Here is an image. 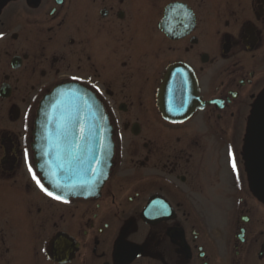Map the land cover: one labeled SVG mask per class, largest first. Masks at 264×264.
I'll return each instance as SVG.
<instances>
[{
  "label": "flooded vegetation",
  "instance_id": "flooded-vegetation-1",
  "mask_svg": "<svg viewBox=\"0 0 264 264\" xmlns=\"http://www.w3.org/2000/svg\"><path fill=\"white\" fill-rule=\"evenodd\" d=\"M0 32V227L22 233L11 256L0 228V264H264L245 155L264 0H4ZM68 83L105 112L112 166L98 195L56 200L31 134Z\"/></svg>",
  "mask_w": 264,
  "mask_h": 264
},
{
  "label": "water",
  "instance_id": "water-1",
  "mask_svg": "<svg viewBox=\"0 0 264 264\" xmlns=\"http://www.w3.org/2000/svg\"><path fill=\"white\" fill-rule=\"evenodd\" d=\"M171 76L172 71L168 83ZM261 94L251 112L245 155L252 189L264 200V91ZM33 125L34 165L48 190L64 199L98 195L112 166L113 141L94 96L78 84L58 85L39 102Z\"/></svg>",
  "mask_w": 264,
  "mask_h": 264
},
{
  "label": "rangeland",
  "instance_id": "rangeland-1",
  "mask_svg": "<svg viewBox=\"0 0 264 264\" xmlns=\"http://www.w3.org/2000/svg\"><path fill=\"white\" fill-rule=\"evenodd\" d=\"M1 222H2L1 227H3L4 237L7 238L6 245L10 249V252L8 255H11V256L15 255L16 256V254L19 251V247L17 246L16 240H18V238L22 237V233L18 234L15 232V228L12 227L11 225H9V222H10L9 218H8L7 222H4V221H1ZM20 229H21V231H24L23 227ZM12 243H14V244H12ZM39 264H43V263L40 262Z\"/></svg>",
  "mask_w": 264,
  "mask_h": 264
},
{
  "label": "snow or ice",
  "instance_id": "snow-or-ice-1",
  "mask_svg": "<svg viewBox=\"0 0 264 264\" xmlns=\"http://www.w3.org/2000/svg\"><path fill=\"white\" fill-rule=\"evenodd\" d=\"M3 35H4V33H3V32H0V37H2ZM73 79H79V77H73ZM229 155H230V156L232 155V154H231V151L229 152ZM25 158L27 159V153H25ZM236 167H237V166H236V163H235V161H234V159H233V161H232V168H233L234 171L236 170ZM28 171L32 174V178H33V180L36 182L37 186H38L43 192H45L46 195H48L49 197H52V198H54V199H56V200H62V199H63L61 196L54 195L53 192L49 191V190H48V189H47V188L41 183L40 179L36 176V174H35V172H34L32 166H31V164H29V166H28ZM63 202L67 203L66 200L63 201Z\"/></svg>",
  "mask_w": 264,
  "mask_h": 264
}]
</instances>
